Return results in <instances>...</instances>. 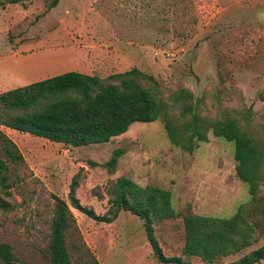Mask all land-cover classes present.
Returning a JSON list of instances; mask_svg holds the SVG:
<instances>
[{
    "label": "rangeland",
    "instance_id": "rangeland-1",
    "mask_svg": "<svg viewBox=\"0 0 264 264\" xmlns=\"http://www.w3.org/2000/svg\"><path fill=\"white\" fill-rule=\"evenodd\" d=\"M9 1L0 0V49L5 46L8 52L12 44L40 49L70 45L82 52L75 64L92 76L105 79L131 68L149 76L151 80L138 82L164 105L154 122L134 123L101 145L69 148L0 129L23 158L9 167V188L0 189L5 204L0 207V243L10 247L17 264H49L45 250L53 197L67 205L74 219L76 231L65 233L70 264H161L152 256L137 217L120 212L109 224L97 223L69 206L68 186L74 176L75 198L97 216L107 210L119 177L141 188L167 191L179 215L153 225L164 256L180 255L182 215L229 218L239 207L255 242L215 264L234 261L264 243V174L250 200L235 177L230 144L208 130L207 141L195 143L187 153L170 144L163 129L165 121L177 127L184 121L172 95L185 89L200 118L234 119L264 149V0H55L54 6V0ZM44 51L47 60L59 56ZM37 56L29 63L32 69L41 65ZM42 69L37 77L47 73ZM10 70L9 60H0V79L10 76ZM116 149L122 152L108 170L103 165ZM71 245L77 247L71 250ZM183 260L206 264L194 257Z\"/></svg>",
    "mask_w": 264,
    "mask_h": 264
},
{
    "label": "trees",
    "instance_id": "trees-1",
    "mask_svg": "<svg viewBox=\"0 0 264 264\" xmlns=\"http://www.w3.org/2000/svg\"><path fill=\"white\" fill-rule=\"evenodd\" d=\"M16 3L18 0H10ZM56 4L55 0L52 6ZM51 6V7H52ZM139 79L151 78L135 68L113 74L105 79L74 71L64 72L21 87L0 93V128H7L32 137L58 143L69 148L101 145L125 133L134 123H151L162 114L164 105L154 94L143 88ZM116 80L117 83L110 81ZM179 104L178 118L184 121L175 126L163 123L168 141L191 153L195 143L207 141L206 131L214 138L232 146L234 174L246 188L250 200L256 197L264 174V149L256 147L249 136L231 118L209 122L191 108V94L180 89L172 95ZM182 134L185 138L182 139ZM121 150L112 151L103 165L114 167ZM3 158V159H2ZM23 163L16 145L0 130V189L6 190L9 167ZM89 165H93L89 163ZM76 177L68 186L69 206L89 219L109 224L120 212L129 213L142 221L146 241L152 256L161 264H191L183 257H194L206 264L234 256L255 242L252 229L239 207L229 218L182 215L183 245L179 256H164L153 236L157 221L175 219L179 213L171 207L170 194L160 188L137 186L125 177L115 180L110 190L108 207L101 216L81 206L74 196ZM54 214L49 220L45 256L49 264H70L65 233L74 219L67 205L56 197ZM5 204L0 201V207ZM252 238V239H251ZM81 246L83 244L81 243ZM77 246L71 245V250ZM264 259V243L226 264H258ZM0 264H17L10 247L0 243Z\"/></svg>",
    "mask_w": 264,
    "mask_h": 264
},
{
    "label": "crops",
    "instance_id": "crops-1",
    "mask_svg": "<svg viewBox=\"0 0 264 264\" xmlns=\"http://www.w3.org/2000/svg\"><path fill=\"white\" fill-rule=\"evenodd\" d=\"M12 45L13 47L8 49V52H5L6 50L5 46H3L4 47L3 49H0V60L7 59L11 63V70L9 71L11 75L0 79V93L8 89L15 88L16 86L17 87L23 86L68 71H74L84 75H90L87 69H85V66L78 64L79 62L75 64L74 60L76 58L79 60V58L82 57V52L80 50L74 49L70 45L64 47H55L52 44L50 45V47L47 48L44 47V49H40L41 47L39 46L37 48L34 47V45H27V44H21L19 46L17 44H12ZM21 48L22 49L26 48V49H23L22 51ZM44 50H50L52 51V53L53 51H57L59 56L56 59L47 60L48 51H44ZM43 52H45V54H43ZM20 53L22 55H20ZM37 55H40V59L38 61L41 63V65H43V69L41 71H43V73L44 72L48 73V74L47 73L43 74L44 76L40 75L39 77H37L38 74L37 69L41 65H36L33 69L29 66L30 61L36 62L37 57H39ZM69 55H71V57L67 59L65 56H69ZM43 56L45 57V59H43ZM47 63L49 64V66L47 65ZM9 72L5 71L4 74H7ZM0 129H4L5 131H10V132H16L13 130H9L7 128H0ZM53 144L61 145L58 143H53Z\"/></svg>",
    "mask_w": 264,
    "mask_h": 264
}]
</instances>
